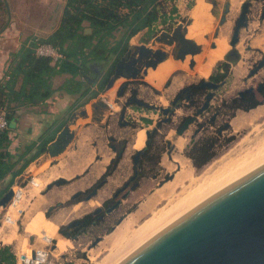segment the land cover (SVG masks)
Here are the masks:
<instances>
[{"label": "rangeland", "instance_id": "obj_1", "mask_svg": "<svg viewBox=\"0 0 264 264\" xmlns=\"http://www.w3.org/2000/svg\"><path fill=\"white\" fill-rule=\"evenodd\" d=\"M176 1L177 2L175 3L178 7V12L171 14L172 18L167 25L163 26L159 30L156 29L151 36L148 34L146 35L145 41L147 44H151L153 37L159 34L161 30H172L180 23L188 26L194 22L193 11L191 12V10L196 5L197 0ZM205 1L210 4V11L213 14V17L212 19H209V23L198 22L196 24L198 26L196 31L190 33L191 36H194L195 34L204 35L203 37L207 41L204 55H206V53L208 55L210 50L213 49L212 44L217 38H219V36L223 38L218 41L219 50L216 54H222L225 49L227 39L231 38L236 21L242 11L243 3L245 1H251L249 26L241 29L240 42L236 46L243 58H237L233 61H226V59L221 61V63L217 64L215 66L216 68H214L212 73L207 77L208 71L213 66L215 59H211L209 65H206V59H203V61L200 62L201 65L195 71L194 68L196 67L197 62L194 68L190 67V60L194 58L190 55L188 60L189 66L187 67L189 70L176 66L174 71H170L165 81H162L163 83H161L162 85L160 84L159 87H155L146 79L144 80L145 75L142 74L137 77V80L133 81L134 85L132 86H135L138 89L140 97L145 100V102L147 101L148 103L155 105L162 104L160 107L168 106L171 101L176 98L177 94L185 87L199 84L203 79H210L213 73L218 72L223 68L222 65L224 62H229L228 68H225L227 75L226 83L217 91V97L213 101L214 104L221 103L222 100H228L231 102L235 99V97H237L240 91L249 87H254L255 90H257L259 82L264 80V69H262L254 77H249L250 70L253 69V66L262 59V56H264V19H262L264 1L216 0V5L213 4V0ZM227 3H230V12L227 14V22L224 25H221L220 20L222 15L225 13ZM165 4L167 10L169 11L171 8L170 6H172L173 3L165 2ZM5 18L6 16L2 15L0 18V24L5 21ZM217 30H219V36L215 38ZM187 34L189 35V31ZM255 41L258 42L256 43ZM199 45L203 48L202 44ZM230 47L232 48V46ZM176 49L177 45L172 46L170 50L173 53ZM171 57L176 59L173 54H171ZM174 64L178 65L176 62ZM149 70H151V72L155 71L154 68H149ZM127 80L130 79H119L112 91L107 94L103 93V90L101 96L95 103L88 104L86 107L90 110V117L88 120L82 121L80 126L76 129L75 133H78L79 130H82L84 133L82 138L85 142H83L82 147L86 150V155L83 156V164H81V166L78 160H72V165H76V167L74 166V171L81 172L86 165L90 164L91 161L95 162V154L98 152L102 154L103 160L97 162L95 173H93V175H89L87 178L82 176L80 177V180L78 179L75 183L67 181L68 184L54 186L49 193L44 194L48 184L56 180L54 179L56 176L64 175L63 177L65 178L69 176L70 173L65 172L68 170L69 164L61 163L60 165L50 169L49 163L51 161L43 165V160L40 159L38 160V163H34L30 167V170L38 177L36 180L42 185L39 187L40 189L29 186L26 189L24 198L19 203L20 206L18 205V209L20 210L17 211L12 208L11 212L14 217H19L18 227L4 226L3 228H0V233L2 236H4V232H6L5 236H10L12 234L15 236L13 241L16 237L18 240L14 242H7L6 239V245H10L11 248L16 250L28 251L29 248L36 247L41 244L39 235L42 231L41 236L43 234H47L49 237L54 235L56 236L55 243H61V247L58 246L59 249L56 251L63 252L64 257H59V261L64 264H110L133 244L140 240L143 235L145 236L146 233H148L144 230L145 226L147 231L151 227V229H153L155 224L157 226L159 222H162L216 180L212 181L208 185L200 187V189L198 186L202 183V181L204 182L208 178L212 177L217 171L221 170L225 165L229 164L230 161L234 160V158L237 159V156L239 158L244 156L249 151L256 149L260 143L264 142V101H260L261 99H258L261 104L249 111L230 108V140L229 142L219 143L220 145L217 155L210 162L200 168H197L192 159L188 156H185V158L183 157V164L185 162V168H192L191 171L193 170L194 177L183 180L182 183H179V179L176 182L175 176L180 174L181 167L178 165L179 163L172 160L166 153L159 160L160 163L157 164L158 169L156 172L160 175L158 177H154L152 169L149 166L146 171V177L142 180L143 186L139 190L132 193V196L128 200L124 201L121 207L107 218L105 225L90 226L85 229V232L82 233L77 240L69 239L61 233V227L68 224V222L72 219L81 218L86 214L91 213L92 210L98 206V202H101L102 198L108 196L112 190L117 188V186H119L132 171L131 154L133 149H130L124 159L120 162L114 174L110 176L109 184L105 187V190L101 192L100 197L97 198L98 202L96 199L90 203L83 200L74 201L72 199L73 194H75L77 190L86 189L94 183L100 174L105 170L111 158L115 156V154L106 146V133L104 135V133H102V129L99 128L98 125H95L93 106L95 104H99V106H101L100 108L103 109L105 114V121L110 118L113 122L114 120H117L121 112V107L124 103H126V98H128V95L121 98L119 97L120 87ZM168 81H171V85L166 88V82ZM258 96L261 98L260 95ZM199 102H202L201 98H199L198 103ZM111 112H114V114H111ZM175 116L176 117L174 118L172 124L177 123V120L181 116V111L175 113ZM144 117L149 118L152 121V127H155L156 122L162 117V113L158 110H152L147 107L139 108L136 106H129L125 115V119L133 121H135V119L142 121ZM145 128L146 126L140 127L141 131H138L139 133L137 135L136 145L142 144L145 138ZM67 130L68 133H71L74 128L70 124ZM136 132L137 131H135V133ZM158 134L159 135L156 137L157 144L166 146V139L164 138L163 133L158 132ZM117 135L120 136L121 134ZM168 138L175 140L176 134L174 130L170 132ZM184 138H186L187 141L182 140V149L186 151L190 148L192 142H190L189 135L184 136ZM93 140H99L100 142L96 150L92 147ZM51 155V157H56L59 154ZM84 157H86V161ZM46 168H48L47 170L49 171V174L43 179L40 175ZM169 174L174 175L173 179L168 180L164 186L161 187L158 182L165 180L166 176ZM46 182H48V184H46ZM24 184L25 182H23V185ZM196 187H198V189H196L195 192L194 190ZM185 197H187V199ZM57 203L62 206L57 207ZM5 206L6 205H3V207L0 206V218L5 211L2 208ZM51 208H55V210L51 212L54 215L49 214ZM151 223H153V225H151ZM126 225L129 226L128 229L125 227ZM14 232L15 234H13ZM144 232L146 233L144 234ZM96 235H101L102 239L97 246L89 249L90 242ZM83 253H86L88 257L84 258ZM55 260L56 259L54 257L51 258V262L55 263Z\"/></svg>", "mask_w": 264, "mask_h": 264}, {"label": "water", "instance_id": "obj_2", "mask_svg": "<svg viewBox=\"0 0 264 264\" xmlns=\"http://www.w3.org/2000/svg\"><path fill=\"white\" fill-rule=\"evenodd\" d=\"M3 1L7 18L0 28V36L12 21L9 0ZM250 6L251 1L243 3L237 24L229 39V44L235 48L234 52L239 54L236 46L240 42L241 29L249 26ZM229 11L228 3L220 20L221 25L227 22ZM186 31L187 26L180 23L172 30L164 29L155 35L151 44L145 41L146 31L133 35L128 51L115 64L113 76L120 75L130 79L137 78L142 73L146 75L149 68L156 69L169 58L172 53L170 49L175 45H179L178 51L172 53L176 59L184 61L189 54L194 57L201 46L196 40L188 38ZM86 32L91 33V29L88 28ZM218 35L219 30L215 33L216 37ZM31 45L33 46L34 42ZM216 47L214 42L212 48ZM231 52L233 50H229L226 55ZM195 65L196 60L192 58L190 67L194 68ZM263 66L264 58L251 70L250 75L255 74ZM103 68L104 65L98 63L83 66V71L86 76L96 78ZM92 69L94 71H91ZM220 85L202 80V86L212 90L219 88ZM261 86L262 84L260 88ZM246 91H253V88ZM244 92L241 91L240 94ZM213 95V91L207 94L205 104L199 112L208 106ZM65 127L66 125L55 140L47 145L50 156L53 150L59 149L58 154L66 150L69 142L64 134ZM173 177V174L167 175L165 182ZM66 182L67 179L64 177L54 180L48 184L44 194L54 186ZM12 196L13 191L9 189L0 198V206L7 205ZM91 196L92 194L88 197ZM99 240L100 238L93 245L95 246ZM83 257L88 256L83 253ZM110 264H264V150L216 180Z\"/></svg>", "mask_w": 264, "mask_h": 264}, {"label": "trees", "instance_id": "obj_3", "mask_svg": "<svg viewBox=\"0 0 264 264\" xmlns=\"http://www.w3.org/2000/svg\"><path fill=\"white\" fill-rule=\"evenodd\" d=\"M165 2L173 3L169 11ZM175 2L176 0H68L60 27L49 36L41 38L42 42L56 46L65 57L55 61L56 64L52 65L51 58L39 57L35 54V45L26 47L15 54L17 64L14 71L11 70L10 78L13 79L23 73L26 82L34 86L32 91H37L39 88L44 89L41 94L38 93V97L46 99L55 91L50 80L52 76L67 72L72 76L66 81L64 89L68 93L80 94L81 98L88 95L89 101L105 89L113 76L116 62L130 47L131 37L142 31H146V35L151 36L159 21L167 25L172 18L171 14L178 12ZM212 2L214 5L217 4L216 0ZM0 10L7 12L3 0H0ZM86 23L91 33L86 32ZM91 63L103 64L106 70L103 79L98 84L97 91H91L89 82L84 88V82L77 79L81 75L86 76L83 66H89ZM223 77V73L216 75L217 80ZM11 80L0 86V95L3 97L0 105L3 107L13 94V80L12 82ZM36 94L37 92L30 93L25 97L32 101ZM260 104V101L249 98L246 100L237 98L228 103L232 109L240 108L245 111ZM6 115L9 127H11L13 112L7 107ZM9 127L0 133V181L8 175H11L12 179L6 187L0 190V198L11 188L15 178L24 172L33 161L24 156L15 159L10 153ZM215 144V141H201L192 147L191 159L197 168L206 165L215 157ZM46 148L47 142L43 144L35 157L45 152ZM21 159L24 160V164L18 167ZM0 254L7 264H14L15 257L11 252V246H3Z\"/></svg>", "mask_w": 264, "mask_h": 264}, {"label": "flooded vegetation", "instance_id": "obj_4", "mask_svg": "<svg viewBox=\"0 0 264 264\" xmlns=\"http://www.w3.org/2000/svg\"><path fill=\"white\" fill-rule=\"evenodd\" d=\"M263 12H264V8H263ZM206 23H209V19ZM195 24L197 23H195V18H194L193 26ZM196 29H193L191 32L193 33L194 31H196ZM187 32L186 35H188ZM222 38L223 37L219 36V38H217L214 41L217 45V49L215 51L210 50L208 55L207 53L206 55H204V52L202 54L201 59H209L207 65L210 64L211 59H215L213 66L208 71L207 77L212 73L218 61H223L225 60V58H227L226 61L229 60L233 61L236 60L237 58L238 59L243 58L241 54L234 52L235 50L234 47L230 49L233 50V52L226 55L227 51L230 48V45L228 44L229 39L225 43V49L222 52V54L217 55L216 53L219 50L218 41L221 40ZM196 39L203 41L204 38L200 37L199 39V37H197ZM178 49H179V45H177V49L173 53H176ZM126 52L120 58H122L126 54ZM261 58H264V56H262ZM228 63L229 62H224L223 63L224 67L218 72L213 73L210 79H208V81L221 84L219 88L212 90L207 86H202V80H201L199 84L185 87L183 90H181V92L177 94L176 98L173 99L171 103L165 107H160L162 104L155 105L152 103H148L147 101L145 102V100H143L140 97L138 93V89L135 86H132L134 85L133 81L137 80V78H130V80L124 82L125 83L124 86H123L124 83L121 85L119 90V97L121 98L128 95V98H126V103H124V105L121 107L120 110L121 112L118 119L114 120V122L111 120V118L105 121L104 111L102 108H100L101 106H99V104L93 106L94 114H95V119H94L95 125H98V127L102 129L103 131L102 133H104V135L106 133L107 135L106 146L115 154V156L111 158L109 164H107L105 170L101 173L98 179L94 183H92L88 188L77 190L75 194H73L72 199L74 201L83 200L89 203L94 199H96L97 201V198L100 197L101 192L104 191L105 187L109 184L110 176L114 174L120 162L124 159L125 155L128 153L130 149L131 150L133 149L131 154L132 171L129 174V176L119 186H117V188L112 190L108 196L102 198L101 202L97 201L98 206L94 208L91 213L86 214L81 218L72 219L68 222V224L62 226L61 233L65 237L72 240H77L81 236V234L85 232V229L89 228L90 226L105 225L107 218L111 214L116 212L121 207L123 202L128 200L132 196V193L139 190L143 186L142 180L143 178L146 177V171L147 168H149V166L152 169L154 177H158L160 175L156 172L158 169L157 164L160 163L159 160L166 153L172 160H174L173 157L175 156V154H177V152L180 153L181 150L182 157L185 158V156H188L189 158H191V154H193L192 147L195 144L201 141H211V142L215 141L216 144L214 146V149L217 155L218 153L217 151L220 145L219 143L229 142L230 140V131H229L230 107L228 105L229 101L222 100L221 103L218 104L213 103L214 99L217 97V91L226 83L227 75L225 68L226 69L228 68ZM258 63L259 61L253 67L255 68ZM262 69H264V66L261 67L255 74L250 75L249 77H254ZM105 73L106 70L103 68L98 73L96 78L87 75L88 77L87 79L90 82H96L97 84H99V82L103 79ZM221 73L224 74V77L222 79L217 80L216 75H219ZM147 75L148 74H146L145 77ZM261 84L262 86L260 88ZM170 85H171V81L166 82V88L169 87ZM249 88H253V91H246V89H248L246 88L242 90L245 92L243 94H240L241 92L240 91L237 97H235V99L240 98L242 100L243 99L246 100L247 98H249L252 100L261 99L260 101H264V80L259 82V84L257 85V90H255L254 87H249ZM211 91L214 92V95L210 103L204 110L199 112V110L202 109L205 104L207 94ZM258 95H260L261 98H259ZM199 98H201L202 102L198 103ZM225 102L227 104H225ZM129 106H136L139 108L147 107L152 110H158L162 113V117L159 119V121L156 122L155 127L154 126L152 127V121L149 118L144 117L142 121L141 120L139 121L137 119H135V121L128 120L125 119V115ZM86 110L88 112L86 115L87 116L86 120H88L90 117V110L89 109ZM237 110H243V109L238 108ZM179 111H181V116L177 120V123L172 124L174 118L176 117L175 113ZM111 114H114V112H111ZM189 119H192L191 122H188ZM141 126H146V128L144 129L145 138L141 145H136L137 135L141 131L140 130ZM172 130H174L176 134L175 140L168 138V135ZM135 131L137 132L135 133ZM158 132L163 133L164 138L166 139L165 141L166 146H161L157 144L156 137L159 135ZM117 134H121V135L118 136ZM187 135H189V139L190 142H192V145L188 150L185 151L182 149V144H183L182 140L187 141V139L184 138V136ZM93 143H94L93 145H95L96 147L99 146L98 141H93ZM96 154H97V160L102 161L103 160L102 154L98 152ZM136 172H137V176H136ZM134 176H136V178L132 180ZM165 183H166L165 180H162V182L160 181L158 182V184L161 187L164 186ZM65 184L68 183L66 182ZM91 194L92 196L88 197ZM58 203H57V207H61L62 205ZM54 210L55 208H51L49 214L54 215L53 213H51ZM98 238H100V240L98 241L99 243L102 239V236L96 235L94 239L91 240L89 249H92L95 246H97L98 243L95 246L93 245V243Z\"/></svg>", "mask_w": 264, "mask_h": 264}, {"label": "crops", "instance_id": "obj_5", "mask_svg": "<svg viewBox=\"0 0 264 264\" xmlns=\"http://www.w3.org/2000/svg\"><path fill=\"white\" fill-rule=\"evenodd\" d=\"M67 1L68 0H9V4L12 10V21L7 30L0 36V86L12 79L10 78L9 74L11 70L14 71L17 64L15 58L16 53L22 51L26 47H33L35 43L33 46L31 44L32 42H34L36 37H47L60 27ZM205 6L209 8L211 7L210 4H208L205 0H197L196 5L191 10V12H194V10L199 7L204 8ZM2 15L6 16L7 18V12L0 10V18L2 17ZM212 17L213 14L210 11L208 19H212ZM5 21L0 24V28L5 23ZM196 22L197 21L195 18V23ZM163 26L165 25L159 21L155 25V28L159 30ZM88 28L90 27L86 23V30ZM201 61H203V59ZM51 64L55 65L56 62L52 61ZM92 64L98 63H91L90 65ZM176 66L181 67L180 65L174 64V67ZM91 71L94 70L92 69ZM71 76L72 75L67 72L52 76L50 80L52 83V88L55 90L53 95L47 97L46 99H42L38 97V93L41 94L44 89L39 88V90L34 91L37 92V94L32 101L28 100L25 96L30 95V93H34L32 91V88L34 86H31L26 82L24 74H18L17 76H15V78L12 79L13 94H11L9 102H7V104H5L6 106L4 107L5 110L7 107V109L9 108L13 112L11 127H9L11 138L9 151L11 154H13L15 159L19 158V156H24V158L26 159H33V161L25 168L24 172H22L15 178L13 185L17 181H19L27 171L30 170V167L34 163H38V160L40 159L43 160V165L51 161L49 163L50 169L60 165L61 163H68V170H62L66 173H70L66 179L71 183H75L76 181H78V179L80 180V177L82 176H85V178H87L89 175H93V173H95V168H97L98 162L97 154H95V162L91 161L90 164L86 165L81 172L74 171L76 165H72V160H78L81 166V164H83V156L86 155V150H84L82 147L83 142H85V140H83L82 138L84 133L82 132V130H79L78 133H75L76 129L84 120L80 121L77 126L73 127V137L68 140L69 143L67 144V148L64 152L60 153L56 157H51L48 154L46 148L45 152H42L38 157H35L45 142H47L48 145L52 141H54L60 130L65 125L66 127L70 125L72 120L78 115V113L88 109V107L86 106L88 104L95 103L102 94V92H100L98 93L97 97L89 99L88 101V95H85L81 98L80 94L68 93L64 89V86L66 84V81L70 79ZM77 79L84 82V88H86L88 84L87 82H89V84L91 85V91L98 90V84L96 82H90L87 79V76L81 75L77 77ZM114 88L115 85L111 89H108L106 86L103 93H108ZM2 98V95H0V101ZM65 122L66 124L64 125ZM72 139L73 141L70 143ZM93 141L92 144H94ZM92 147L95 150L97 149L95 145H92ZM177 154L179 153L177 152ZM181 154L182 152L180 153V155ZM85 158L86 157H84V159ZM23 164L24 160L21 159L18 163V167H21ZM47 169L48 168L42 171L40 175L43 179L49 174V171ZM60 176L63 177L64 175H58L54 179H58L60 178ZM36 178L38 177L36 176ZM11 179L12 176L8 175L4 180H1L0 190L6 187ZM46 184H48V182H46ZM41 233L42 231L40 232L39 236H41ZM0 236H2L1 233ZM52 237H54V235H52Z\"/></svg>", "mask_w": 264, "mask_h": 264}, {"label": "bare ground", "instance_id": "obj_6", "mask_svg": "<svg viewBox=\"0 0 264 264\" xmlns=\"http://www.w3.org/2000/svg\"><path fill=\"white\" fill-rule=\"evenodd\" d=\"M210 14V8L209 7H207V6H205L204 8L203 7H199V8H197L196 10H194V12H193V15L195 16V18H196V23H198V22H207L208 21V15ZM197 28V25L195 24L194 26H193V22H192V24L191 25H188L187 26V31L189 30V35H187V37L188 38H191V39H195L196 41H197V43H198V45L199 44H202L203 45V48L201 47V49H200V51L198 52V53H196V55L194 56V58H195V60H196V62H197V65H196V67L194 68L195 69V71H196V69L201 65V57H202V54H203V52H204V49L206 48V44H207V41L205 40V39H203V41H201V40H198V39H196L197 37H199V39H200V37L201 38H204L202 35H199V34H195L194 36H191L190 35V33H192L191 31L193 30V29H196ZM219 36V35H218ZM217 36V37H218ZM217 37H215V38H217ZM254 42V41H253ZM256 42V41H255ZM258 42V41H257ZM256 42V43H257ZM260 42V41H259ZM261 43V42H260ZM255 44V43H254ZM259 44V43H258ZM230 45V44H229ZM252 45V44H251ZM257 45V44H256ZM231 46V45H230ZM217 49V47L216 48H213V49H211V50H213V51H215ZM231 49V47L229 48V50ZM228 50V51H229ZM227 51V52H228ZM189 58H190V54L187 56V58H186V60L185 61H180V60H177V59H173L171 56H169V58L167 59V60H165L164 62H162V63H160L159 65H158V67L155 69V71L154 72H151V70H149L148 71V75L145 77V79L147 80V81H149L152 85H154L155 87H159L160 86V84L161 83H163L162 81H165V79H166V77L168 76V74L170 73V71H174V69H175V67H174V63L176 62L178 65H182L181 67L182 68H186L187 69V67L189 66L188 64V60H189ZM206 65L208 64V62H209V59H206ZM221 61H218V63L217 64H219ZM216 68V67H215ZM187 70H189V69H187ZM214 70V69H213ZM153 71V70H152ZM121 78H126V77H124V76H120V75H115V76H113V78L110 80V82H109V84L107 85V88L108 89H111V88H113L114 87V85H115V83L119 80V79H121ZM127 79V78H126ZM162 85V84H161ZM111 93H113V92H111ZM108 94V93H107ZM109 96V95H108ZM111 97V96H110ZM107 98V97H106ZM87 110H84V111H82V112H80V113H78V115L72 120V122H71V125L73 126V127H75V126H77V124L80 122V121H82V120H86V118H87ZM254 116V115H253ZM237 120V119H236ZM239 121H240V119H239ZM236 124V123H235ZM237 125V124H236ZM239 126V125H238ZM69 128V125L67 126V127H65V132H64V134H65V136H66V138H67V140H69V139H71L72 137H73V133L71 132V133H68L67 131V129ZM68 142V141H67ZM258 146V145H257ZM240 149V148H239ZM242 149V148H241ZM243 150V149H242ZM262 150H264V142H262V143H260L259 144V146L256 148V149H254L253 151H249L248 153L247 152H245V153H247V154H242V155H244V156H242V157H238L237 156V159L236 158H234V160H232V161H230V163L229 164H227V165H225L221 170H219V171H217L212 177H210V178H208L207 180H205L204 182L202 181V178H201V181H202V183H200V185L198 186L199 188L200 187H203V186H205V185H208L209 183H211L212 181H215V180H218L219 178H221V177H223L224 175H226L227 173H229L230 171H232L233 169H235L236 167H238L239 165H241L242 163H244V162H246L247 160H249L250 158H252L253 156H255L256 154H258L259 152H261ZM58 152H59V149H58V151H57V149L56 150H53L52 151V153L51 154H54V155H57L58 154ZM180 153H181V151H180ZM180 153L178 154V155H176V156H174V161H176L177 163H179V165H180V167H181V169H180V176L178 175H176L175 176V178H176V182H177V180L179 179V183H182V181L183 180H186V179H190V178H192V177H194V175H193V170L191 171V169L192 168H185V162H184V164H183V157L180 155ZM236 153V152H235ZM187 164V163H186ZM188 165V164H187ZM189 166V165H188ZM187 167V166H186ZM56 174V173H55ZM40 179V178H39ZM41 180V179H40ZM50 182V181H49ZM179 183H176V184H179ZM196 185H197V183H196ZM179 186V185H178ZM198 187H196L195 188V192H196V189H198ZM40 189V188H39ZM201 189V188H200ZM193 192V191H192ZM182 193V192H181ZM191 196V195H190ZM186 199H187V197H185ZM180 200V199H179ZM184 200V199H183ZM182 200V201H183ZM181 201V200H180ZM186 201H188V200H186ZM179 203V202H178ZM186 203V202H185ZM183 205V204H182ZM20 206V205H19ZM3 207V206H2ZM79 208V207H78ZM171 211H172V209H171ZM161 212V211H160ZM160 214H163V213H160ZM165 215V214H164ZM158 216V215H157ZM159 217V216H158ZM158 217H157V219H158ZM162 217V216H161ZM160 218V217H159ZM156 220V219H155ZM156 222V221H155ZM159 223H161V222H159ZM148 225V224H147ZM151 225H153V223H151ZM158 225V224H157ZM155 226H156V224H155ZM155 226H154V228H155ZM127 229L129 228V226L128 225H126L125 226ZM53 228H54V226H53ZM152 228V227H151ZM149 229L148 231H147V229H146V226H145V228H144V230L146 231V232H150L152 229ZM55 229V228H54ZM141 230H142V228H141ZM141 232V231H140ZM139 232V233H140ZM146 232H144V234L146 233ZM13 234H15V232L13 233ZM147 234V233H146ZM6 234H4V238H5V240L7 239V242L9 241V242H14V241H16L17 240V237L15 238V240L13 241V238L15 237L14 235H10V236H5ZM44 235H47V234H43L42 236H44ZM48 236V235H47ZM144 236V235H143ZM142 236V237H143ZM49 237V236H48ZM54 237H56V236H54ZM54 237H52L51 236V238H54ZM141 237V236H140ZM63 243V242H62ZM65 244V243H64ZM61 245V243L60 242H58L57 243V247L58 246H60ZM61 247V246H60ZM59 249V248H58ZM57 252V251H56Z\"/></svg>", "mask_w": 264, "mask_h": 264}, {"label": "built area", "instance_id": "obj_7", "mask_svg": "<svg viewBox=\"0 0 264 264\" xmlns=\"http://www.w3.org/2000/svg\"><path fill=\"white\" fill-rule=\"evenodd\" d=\"M35 43V54L39 57H48L53 61H57L59 59L64 58V54L59 51V49L51 43L42 42L41 37H36L34 40ZM9 127V122L6 115V110L3 106L0 105V133L7 130ZM36 175L31 171H27L26 174L17 181L12 187L13 196L9 203L2 209H4V213L0 218V228L4 226L7 227H18L19 217H14L12 211L13 209H18L19 203L22 201L26 194V189L29 186L32 187H41V183L36 180ZM23 182L25 184L23 185ZM6 232H4L5 234ZM41 244L36 247L29 248L28 251H17L14 248H11V252L13 253L15 260L14 264H64L59 261V257L63 258V252H56L58 249L57 244L55 243L56 237L51 238L47 235L40 236ZM36 242V238H35ZM5 238L0 236V250L3 246H5ZM10 246V245H9ZM55 246V248H54ZM54 257L56 260L55 263L51 262V258ZM0 264H7L4 260H2L0 254Z\"/></svg>", "mask_w": 264, "mask_h": 264}]
</instances>
